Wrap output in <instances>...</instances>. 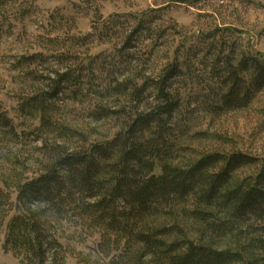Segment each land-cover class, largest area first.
<instances>
[{"label":"rangeland","instance_id":"1","mask_svg":"<svg viewBox=\"0 0 264 264\" xmlns=\"http://www.w3.org/2000/svg\"><path fill=\"white\" fill-rule=\"evenodd\" d=\"M252 57L264 62V0H0V112L14 127L0 128V264H35L10 245L9 224L23 210L20 187L43 172L51 152L90 150L135 114L166 104L158 89L166 77L176 106L163 115L170 162L188 170L211 154L242 153L254 163L237 169L226 190L255 182L264 166V86L255 91L248 67L239 75L241 106L223 102L231 66ZM70 188L54 264H169L138 237L164 228L169 243L234 254L227 264H264L263 207L237 218L189 196L112 223L89 192ZM193 211L214 212L233 230H208Z\"/></svg>","mask_w":264,"mask_h":264},{"label":"trees","instance_id":"2","mask_svg":"<svg viewBox=\"0 0 264 264\" xmlns=\"http://www.w3.org/2000/svg\"><path fill=\"white\" fill-rule=\"evenodd\" d=\"M231 67L230 77L226 80L229 90L223 95V102L225 106H241V71L249 67L254 76L255 91H258L264 86V62L252 57ZM166 79L158 88L160 99L166 104L159 103L155 109L135 114L112 139L96 143L90 150L69 151L57 147L51 152L43 172L19 189L17 203L23 210L9 224L8 241L12 247L24 249L35 264H54L60 259L63 244L57 228L65 218L62 214L63 195L68 199L73 190L70 188L67 192L69 182L80 191L89 192L95 198L93 205L98 211H110L112 223L119 216L127 215L128 211L146 218L158 212L160 205L170 208L189 196H196L205 205L215 206L220 212L237 218L250 212L251 208L264 209V166L255 182L226 190L233 173L240 167L253 164L254 158L242 153H215L188 170L170 162L174 152L167 139L170 128L163 115L171 114L176 106L166 92ZM40 106L31 107L38 110ZM41 120L44 127L49 123L45 114ZM12 125L10 119L0 112V128L11 127L14 131ZM65 130L62 128L61 131ZM220 163L224 164L220 172L206 171ZM118 201L123 203L121 211L116 205ZM193 212L196 218L208 224V230L223 235L233 230L224 222H215L212 219L214 212ZM168 231L164 228L154 233L140 232L138 237L150 253H161L169 264H227L235 257L192 240H186L184 245L169 243L163 238ZM178 249L180 252L175 253Z\"/></svg>","mask_w":264,"mask_h":264}]
</instances>
